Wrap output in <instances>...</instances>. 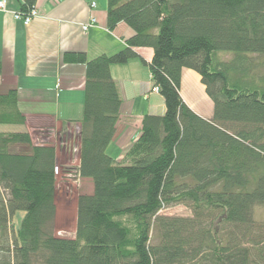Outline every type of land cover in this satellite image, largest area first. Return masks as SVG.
<instances>
[{
	"label": "trees",
	"instance_id": "1",
	"mask_svg": "<svg viewBox=\"0 0 264 264\" xmlns=\"http://www.w3.org/2000/svg\"><path fill=\"white\" fill-rule=\"evenodd\" d=\"M37 1L17 0L19 11ZM107 22L133 29L122 50L63 56L86 65L77 172L93 191L78 196L75 236L54 233L56 146L0 130V264H264V221L255 218L264 206V76L253 56L264 62V0H108ZM139 48L153 50L150 61ZM136 57L166 111L143 117L118 160L107 153L122 105L111 67ZM185 69L199 75L210 117L185 101ZM18 99L16 88L0 93V124L25 125ZM179 204L192 215L162 213Z\"/></svg>",
	"mask_w": 264,
	"mask_h": 264
},
{
	"label": "crops",
	"instance_id": "2",
	"mask_svg": "<svg viewBox=\"0 0 264 264\" xmlns=\"http://www.w3.org/2000/svg\"><path fill=\"white\" fill-rule=\"evenodd\" d=\"M93 1L97 4L95 8L91 7ZM107 2L38 0L36 6L40 15L28 25L14 17V13L20 10L17 0H9L7 12L0 11V93L12 88L18 90L19 109L26 117L25 125L19 126L21 131L33 135L30 128H50L54 130L51 133L57 135L66 125L68 137L73 138L77 132L79 139L86 65L65 62L64 54L85 52L89 59L103 53L114 54L122 50L126 40L134 34L124 22L114 28L108 26ZM92 17L97 19V24L84 31L82 25ZM137 51L147 61L153 56L151 48H139ZM111 71L122 105L115 137L107 153L120 160L140 135L143 117L158 114L166 107L160 93H150L145 98L150 90L151 73L140 57L132 58L125 64L112 65ZM187 77L200 79L195 71L185 69L183 88L188 82ZM183 97L196 113L206 117L186 100L184 93ZM58 153L60 149L57 146ZM81 179L90 185V191L86 193H91L93 185L90 180Z\"/></svg>",
	"mask_w": 264,
	"mask_h": 264
},
{
	"label": "rangeland",
	"instance_id": "3",
	"mask_svg": "<svg viewBox=\"0 0 264 264\" xmlns=\"http://www.w3.org/2000/svg\"><path fill=\"white\" fill-rule=\"evenodd\" d=\"M222 59H230L233 55L232 52H220ZM256 57L257 67L254 72L257 75L264 76V62L262 57ZM187 81L183 93L186 100L199 112L210 117L212 115L213 104L205 92V88L198 77H187ZM150 93H157L152 90V83L150 81V90L148 94H145V98H148ZM162 96V95H161ZM163 97V96H162ZM164 98V97H163ZM164 101V99H163ZM165 104V103H164ZM156 115H164V109ZM30 126V125H29ZM67 126H63L59 131L60 134L53 135L51 132L53 129H33L30 128L34 142L36 144L44 145H57L60 149L58 153V167L59 170L56 172V217L54 223V233L59 237H74L76 232L77 224V199L81 193L90 191V185L81 179L80 174L77 172L79 167V144L80 141L77 137V132L74 133L73 138H69L65 133L67 132ZM29 129V130H30ZM0 130H21V127L16 125H2L0 124ZM57 131V130H56ZM55 131V132H56ZM74 132V131H73ZM61 137V138H60ZM61 139V140H60ZM56 146V149H57ZM73 163V164H72ZM70 165V166H68ZM67 166V167H66ZM71 174L68 176L67 174ZM163 214L168 216H190L192 215L191 209L183 204H179L170 208L165 209ZM23 217L21 213L18 217L13 219V224L17 227L20 220ZM255 218L258 221H264V206H257L255 208Z\"/></svg>",
	"mask_w": 264,
	"mask_h": 264
},
{
	"label": "built area",
	"instance_id": "4",
	"mask_svg": "<svg viewBox=\"0 0 264 264\" xmlns=\"http://www.w3.org/2000/svg\"><path fill=\"white\" fill-rule=\"evenodd\" d=\"M8 2L9 0H0V11L7 12L8 11ZM96 2L91 3V7L95 8L96 7ZM40 13L37 7H34L33 9L30 10L28 13H22L20 11H17L14 13V17L17 20H22L26 25L30 24L31 21L34 18L39 17ZM97 24V19L95 17H92L89 22L85 23L82 25V28L84 31H87L89 28L95 26ZM152 83V90L157 91V88H155L153 81L151 80ZM56 172H58L59 167L57 166L55 168ZM70 175V174H69Z\"/></svg>",
	"mask_w": 264,
	"mask_h": 264
}]
</instances>
